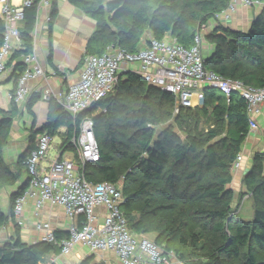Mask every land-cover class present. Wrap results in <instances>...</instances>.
<instances>
[{
    "label": "trees",
    "instance_id": "obj_1",
    "mask_svg": "<svg viewBox=\"0 0 264 264\" xmlns=\"http://www.w3.org/2000/svg\"><path fill=\"white\" fill-rule=\"evenodd\" d=\"M66 1L96 21L85 52L95 56L109 48L136 53L150 39H174L188 49L196 35L231 5V0ZM250 1L261 5L262 12L249 29L233 31L217 24L203 35L201 51L206 70L258 89L264 87V0ZM49 14L50 24L56 15L55 0ZM36 15V4L24 9L19 29L23 49L14 51L6 63L14 80L11 95L24 69L22 57L33 49ZM3 34L0 20V47ZM40 98L30 95L27 110ZM97 109L93 120L99 158L81 171L93 183H121V210L132 234L154 235L155 243L173 252L183 264H264L262 156L255 158L243 181L253 202L250 221H240L232 207L233 193L227 189L231 169L248 136L246 104L238 94L226 97L204 89L200 107L179 109L175 114L170 94L148 85L140 75L126 72L113 92L88 112ZM18 114L12 98L8 111L0 110V189L14 186L22 171H11L3 158ZM80 119H72L49 97L47 122L31 133V144L19 157L18 167L26 172L25 159L34 148L36 134L53 138L62 127L61 152L74 154L71 140L79 133ZM200 120H205V127H200ZM26 189L27 181L11 194V211ZM11 211L7 216L0 209V264H48L60 255L58 245L23 243ZM9 224L12 236L5 233ZM54 236L59 241L68 235ZM92 259L81 264H91Z\"/></svg>",
    "mask_w": 264,
    "mask_h": 264
},
{
    "label": "built area",
    "instance_id": "obj_2",
    "mask_svg": "<svg viewBox=\"0 0 264 264\" xmlns=\"http://www.w3.org/2000/svg\"><path fill=\"white\" fill-rule=\"evenodd\" d=\"M233 3L244 7L254 5L250 0H231L228 10L215 19L218 20L221 15L228 19L226 14L234 12ZM34 4L37 15L32 33L33 44L42 15L45 23L50 22L52 0H18L17 3L13 0H0V20L4 24L3 43L0 47V79L11 72L6 67L11 54L23 49L19 30L23 12ZM205 30L204 27L196 35L194 45L188 49L178 45L174 39L167 38L162 41L150 39L147 47L136 53L113 48L107 49L101 56L84 53L78 81L69 85L65 93L54 96L72 119L81 117L79 133L71 140L74 160L55 159L43 166L51 149L52 138L47 133L36 137L34 148L24 163L27 189L15 199L11 211L16 226L21 227L23 224L20 216L25 203L28 199H34L36 208L50 204L64 209L68 223L67 238L57 241L47 225L37 227L45 231L39 242L58 245L61 248L60 255L67 254L75 245L81 244L92 254L113 252L118 264H183L173 252L165 251L154 240L142 234H132L121 210L123 197L118 185L88 181L81 168L99 158L93 117L100 110L88 111L113 92L119 73L131 72L127 67L136 66L134 73L140 75L148 85L170 94L174 99L175 114L179 109L200 107L204 89L215 90L226 97L232 93L238 94L246 104L248 134L259 129L251 117L258 115L259 107L264 105V87L251 88L206 70L201 51ZM22 63L24 69L11 95L18 105L26 102L31 95L29 81L44 77L33 49L22 57ZM49 96L51 94L46 91L44 97ZM98 208L106 211L101 221L96 216Z\"/></svg>",
    "mask_w": 264,
    "mask_h": 264
},
{
    "label": "crops",
    "instance_id": "obj_3",
    "mask_svg": "<svg viewBox=\"0 0 264 264\" xmlns=\"http://www.w3.org/2000/svg\"><path fill=\"white\" fill-rule=\"evenodd\" d=\"M13 2L17 3L18 0H13ZM55 4L56 15L50 24L44 22L43 15L39 19L33 44V52L39 67L43 70L44 77L31 80L28 85L31 96L38 95L41 98L32 105L30 110L26 108L27 102L17 104L19 114L13 122L9 144L3 151L4 161L10 166L11 171L22 170L14 186L0 189V209H6V211H1L7 216L11 211V194L27 181L26 172L22 167H18V159L31 144V133H37L47 122L49 97L54 98L60 93H65L69 85L78 81L82 69L83 55L96 28L95 20L83 14L66 0H55ZM254 9V11L253 9H241L237 10L235 14H226L228 19L221 15L218 20L213 19L209 22L205 27V33L212 31L217 24L233 31L245 32L249 29L251 22L262 12V6H259V4L258 7L254 6ZM127 70L134 72L136 66L127 67ZM123 74L119 73V77ZM13 88L14 80L10 77V74L0 79V110L8 111ZM46 91H49L51 96L44 97ZM251 118L259 129L255 133L248 134L244 140L237 165H233L231 169L232 181L227 189L233 193L232 207L235 214L238 215L244 211L245 215L249 214L252 217L253 202L243 181L245 175L251 170L257 156H262L261 162L262 165L264 164V105L259 107V114L253 115ZM64 132L65 128L63 127L57 131L56 136L60 138V141L58 146L54 147L56 148V154L51 156L49 151L43 166L55 159H73V152H61L60 145ZM37 136L38 134L35 135L34 142ZM52 147L53 145L51 144ZM239 198L240 201L238 202ZM105 213L104 208L96 210L98 221L103 219ZM20 218L23 224L19 227V236L25 244L38 243L44 236L45 231L42 228L38 229V226L47 225L51 232L61 235L67 233V219L63 207L59 205L45 204L40 208H36L35 200L28 199ZM11 225L9 224L5 232L9 236L13 235ZM89 257L93 258L91 264H118V259L113 252L105 251L92 254L81 244L75 245L65 255L51 258L48 264H81Z\"/></svg>",
    "mask_w": 264,
    "mask_h": 264
},
{
    "label": "rangeland",
    "instance_id": "obj_4",
    "mask_svg": "<svg viewBox=\"0 0 264 264\" xmlns=\"http://www.w3.org/2000/svg\"><path fill=\"white\" fill-rule=\"evenodd\" d=\"M233 6H234V14L237 12V10H241V9H246V10H250V9H253V11L255 10L254 9V6H257L258 7V4H254V5H252L251 7H243V6H241L240 4H236V3H233ZM260 6V5H259ZM228 10V9H227ZM257 10V9H256ZM259 10V9H258ZM226 12V11H225ZM201 46H203V42L201 41ZM196 108V107H195ZM205 120H200V127H205ZM59 141H60V138L58 137V136H56V137H54L53 138V141H52V145H53V147L50 149V155L51 156H53V155H55L56 154V148H54L55 146H58V144H59ZM72 160H74V157H73V159ZM76 160V159H75ZM118 186L119 187H121V183L119 182L118 183ZM2 208V207H1ZM1 210H3V211H6V209H1ZM2 211V212H3ZM245 212L244 211H242L241 212V214H238L237 216H238V218L240 219V221L241 222H248V221H250L251 219H252V217L248 214V215H245L244 214ZM253 216V215H252ZM149 239H151V240H154V235H146Z\"/></svg>",
    "mask_w": 264,
    "mask_h": 264
},
{
    "label": "clouds",
    "instance_id": "obj_5",
    "mask_svg": "<svg viewBox=\"0 0 264 264\" xmlns=\"http://www.w3.org/2000/svg\"><path fill=\"white\" fill-rule=\"evenodd\" d=\"M255 4V3H254Z\"/></svg>",
    "mask_w": 264,
    "mask_h": 264
}]
</instances>
